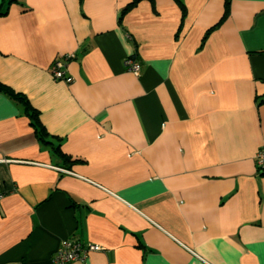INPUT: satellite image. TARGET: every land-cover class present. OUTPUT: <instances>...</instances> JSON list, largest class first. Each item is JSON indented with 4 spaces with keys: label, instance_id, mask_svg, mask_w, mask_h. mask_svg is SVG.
<instances>
[{
    "label": "crops",
    "instance_id": "obj_1",
    "mask_svg": "<svg viewBox=\"0 0 264 264\" xmlns=\"http://www.w3.org/2000/svg\"><path fill=\"white\" fill-rule=\"evenodd\" d=\"M130 1L0 0V264H264V0Z\"/></svg>",
    "mask_w": 264,
    "mask_h": 264
},
{
    "label": "built area",
    "instance_id": "obj_2",
    "mask_svg": "<svg viewBox=\"0 0 264 264\" xmlns=\"http://www.w3.org/2000/svg\"><path fill=\"white\" fill-rule=\"evenodd\" d=\"M126 38L130 39V36L126 35ZM70 56L72 55H68L65 58H69ZM123 65L134 74H137L140 68V64L131 57H125L123 59ZM49 72L55 80H62L66 83L72 81V77L66 74L64 64L59 58H54L51 61ZM255 165L256 170L264 175V147L256 152ZM2 196L3 192L0 190V200ZM100 249L101 247L95 243H82L76 239L62 238L51 257V264H68L72 261H82L87 257L89 252L98 251Z\"/></svg>",
    "mask_w": 264,
    "mask_h": 264
},
{
    "label": "trees",
    "instance_id": "obj_3",
    "mask_svg": "<svg viewBox=\"0 0 264 264\" xmlns=\"http://www.w3.org/2000/svg\"><path fill=\"white\" fill-rule=\"evenodd\" d=\"M136 1L137 0H131L128 4H126L124 9L121 11L119 18H121L122 15L125 13V11L127 9H129L131 7V5H133ZM2 2H4L5 6H6V5H9V4L13 3V2H18V0H2ZM177 3H178L179 8H180L181 21H182L184 16H185V7H184V4L180 0H177ZM224 5H225V8H226L227 0H225ZM225 8H224V10H225ZM2 13H3V11L1 10L0 14H2ZM210 29L205 31L201 42H203L205 36L207 35V33L209 32ZM131 58H133V57H131ZM0 92L5 94L6 96L10 97L12 100L20 102L23 105L24 113L26 114V116H28L29 122L34 128L36 137L39 140H41V141H43L45 143H48V141L45 140L46 132H45L43 126L40 124V122L38 120V116H37L38 113H37V111L34 108H32L30 106V104H29L28 100L26 99V97L23 94H21V93L13 91L10 87H8V86H6V85H4L2 83H0ZM262 101H264V99ZM56 152H58V150ZM67 160L69 162H74L75 161V159H71V160L67 159Z\"/></svg>",
    "mask_w": 264,
    "mask_h": 264
}]
</instances>
